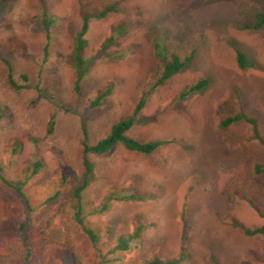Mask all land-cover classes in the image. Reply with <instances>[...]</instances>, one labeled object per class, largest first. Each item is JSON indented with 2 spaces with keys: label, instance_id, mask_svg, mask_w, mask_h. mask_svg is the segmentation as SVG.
Instances as JSON below:
<instances>
[{
  "label": "rangeland",
  "instance_id": "obj_1",
  "mask_svg": "<svg viewBox=\"0 0 264 264\" xmlns=\"http://www.w3.org/2000/svg\"><path fill=\"white\" fill-rule=\"evenodd\" d=\"M45 6L56 23L40 79V1L0 8V53L18 82L27 74L43 89L14 91L0 60V167L23 185L32 208L29 214L21 196L0 182V264H143L175 257L183 245L189 259L182 264H213L210 256L219 264H264V239L233 224L252 229L264 223L254 207L264 212V171L256 172L264 169V146L245 122L220 126L242 112L257 121L264 138V26L255 28L264 0H45ZM105 6L115 11L91 23L86 55L96 54L111 28L124 24L125 34L108 51L123 58L97 60L76 94L66 59L82 15ZM156 42L181 59L193 52V60L150 93L137 115L146 122L128 135L167 144L150 155L119 145L108 156L91 157L98 179L83 199L85 222L99 235L93 243L76 223L71 199L83 173L82 121L95 144L132 115L162 74ZM238 52L247 57L245 68ZM201 80L207 81L203 89L182 97ZM108 86L111 94L93 108ZM52 116L55 130L47 135ZM36 161L42 168L30 176ZM111 189L145 199L114 201L105 213L88 215ZM139 221L145 230L130 249L112 252Z\"/></svg>",
  "mask_w": 264,
  "mask_h": 264
},
{
  "label": "trees",
  "instance_id": "obj_2",
  "mask_svg": "<svg viewBox=\"0 0 264 264\" xmlns=\"http://www.w3.org/2000/svg\"><path fill=\"white\" fill-rule=\"evenodd\" d=\"M16 0H0V8L8 9ZM42 5V11L39 17V23L45 35V43L43 46V61L41 63V68L38 71V78L40 79L42 76V68L46 63L47 59L50 56V49L53 45V35H52V27L56 23V18L54 15L50 14L45 6V0H39ZM115 8L113 6H105L102 9L94 10L90 13H85L82 15V24L80 30L75 34L73 40V48L72 52L66 59L67 65L73 70L75 74V84L74 91L76 94H80L82 82L89 76L92 67L96 63L97 60L100 59H110V60H120L123 58V55L120 53H111L108 52L111 47L116 45V38L118 36L124 35L127 28L124 24H119L113 26L109 35L105 38L100 48L91 56L86 55V50L88 48V40L86 35L89 32L90 25L93 21L100 20L106 17L109 13L114 12ZM264 26V13H259L256 16V24L255 28H261ZM156 56L162 62V74L161 76L152 84L148 89L142 92L141 96L138 99L137 104L132 112V115H129L125 118H122L115 122L110 132L100 139L95 144L89 143V131L86 121H82V132H83V141H82V165H83V173L81 175L80 182L73 187L71 190V199L73 204L74 211V219L81 230L88 236V238L93 242L97 243L99 241V235L91 228L88 227L85 222V201H84V193L89 189V187L94 184L98 177L96 174V165L94 161L91 159L92 156L101 158L110 155L119 145L122 146L129 152L138 153L142 155H150L156 152L160 147L167 144V141L164 140H153L148 142H142L140 140L134 139L128 135V132L131 128L136 124H142L146 122V119L137 118L138 113L144 108L146 105L147 97L150 93L159 85H162L165 81L181 72L192 60H193V52L181 59L176 54L168 55L167 50L161 45L160 42H156L155 44ZM238 64L240 68H245L248 66L247 57L241 53H237ZM0 60L4 63L7 69L6 81L9 86L14 91H21L26 89H35L39 93H43V89L40 87L39 80L35 85L30 83L29 77L27 74H20L19 78L22 83L18 82L15 79L14 70L6 58L2 56L0 53ZM207 84L206 80H201L194 86H192L189 90L182 93V97H186L192 93L198 92L203 89ZM112 92V87L108 86L104 91L100 92L95 101L92 104V107L101 106L103 100L110 95ZM0 113V118H1ZM240 122H245L249 124L252 128L253 138H255L258 142H260L264 146V138L261 136L258 128L257 121L247 116L244 113H238L233 116H228L224 120L221 121L220 126L223 129L228 128L232 124H237ZM55 130V118L52 116L48 122L46 133L47 135H52ZM34 141V139H32ZM42 168V162L36 161L33 163V170L30 176L37 175L39 170ZM264 169L261 167H256V172L261 173ZM65 175V174H64ZM0 182L3 185H6L10 188H13L22 198L24 204L26 205L27 211L29 214L32 213V208L30 206V202L28 197L26 196L23 185L22 184H14L11 180L5 177L2 173V168L0 167ZM58 194V193H57ZM49 198L47 201H51L53 198L57 196ZM145 198L142 196H137L135 194H124L118 195L117 189H111L106 196L102 199L98 206H93L88 210V215H96L105 213L111 204L114 201H130V200H144ZM255 209L259 212L260 216L264 219V212H262L259 207L254 206ZM234 226L241 229L245 235L247 236H255L260 235L264 239V223L256 228H247L244 225L233 222ZM24 228V225L21 227ZM145 230V225L139 221L131 234L121 235L116 240V246L112 252H127L130 249L131 242L138 239L142 232ZM186 240V239H184ZM28 256H30V249H28ZM189 259V253L183 245L179 251V253L172 258L168 259H159L154 258L149 261H145L143 264H182L183 262ZM210 260L213 264H219L214 256H210Z\"/></svg>",
  "mask_w": 264,
  "mask_h": 264
}]
</instances>
